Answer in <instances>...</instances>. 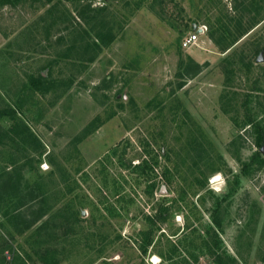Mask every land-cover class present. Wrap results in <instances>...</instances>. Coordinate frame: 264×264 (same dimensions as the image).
Here are the masks:
<instances>
[{
    "label": "rangeland",
    "instance_id": "rangeland-1",
    "mask_svg": "<svg viewBox=\"0 0 264 264\" xmlns=\"http://www.w3.org/2000/svg\"><path fill=\"white\" fill-rule=\"evenodd\" d=\"M261 134L264 0H0V264H263Z\"/></svg>",
    "mask_w": 264,
    "mask_h": 264
},
{
    "label": "trees",
    "instance_id": "trees-1",
    "mask_svg": "<svg viewBox=\"0 0 264 264\" xmlns=\"http://www.w3.org/2000/svg\"><path fill=\"white\" fill-rule=\"evenodd\" d=\"M7 2L9 1V0H6ZM104 34H106V35H104ZM104 34H100V33H98L96 36H97V41L99 42V44H95V46L97 47V48H101L102 46L103 47H105V46H107L109 43H111L112 42V40H113V35L112 34H110V31L109 32H107V33H104ZM238 37H240V36H238ZM210 38H213V36L212 35H210ZM33 85H35L36 86V83L35 84H33ZM7 114L6 113H3L1 116H6ZM7 116H9V115H7ZM264 136L261 134V135H258V138L256 139V145L258 146V147H260V143H261V141H262V138H263ZM146 162H143L142 163V165H138L137 166V169H139L140 170V172L141 173H145V170H146ZM154 184H152V185H149V194H151L152 195V192H153V190H154ZM155 217H156V215H155ZM164 218H162V220H163ZM38 220V219H37ZM36 220V221H37ZM35 220L34 221H32V223L33 222H36ZM31 225H30V223L28 224V225H26L23 229H26V228H28V227H30ZM22 229V230H23ZM264 264V263H263Z\"/></svg>",
    "mask_w": 264,
    "mask_h": 264
},
{
    "label": "built area",
    "instance_id": "built-area-1",
    "mask_svg": "<svg viewBox=\"0 0 264 264\" xmlns=\"http://www.w3.org/2000/svg\"><path fill=\"white\" fill-rule=\"evenodd\" d=\"M198 35L199 33L198 32H195L193 35H189L187 37H185L181 43V46L183 48H189L191 47L192 45H194L198 39Z\"/></svg>",
    "mask_w": 264,
    "mask_h": 264
},
{
    "label": "water",
    "instance_id": "water-1",
    "mask_svg": "<svg viewBox=\"0 0 264 264\" xmlns=\"http://www.w3.org/2000/svg\"><path fill=\"white\" fill-rule=\"evenodd\" d=\"M192 27H193V30H196L198 33H202V29H197V26L195 24H193ZM262 61H263V58H262V54L260 53L257 59V62H262ZM260 151H261V154L264 156V145L262 146Z\"/></svg>",
    "mask_w": 264,
    "mask_h": 264
},
{
    "label": "bare ground",
    "instance_id": "bare-ground-1",
    "mask_svg": "<svg viewBox=\"0 0 264 264\" xmlns=\"http://www.w3.org/2000/svg\"><path fill=\"white\" fill-rule=\"evenodd\" d=\"M217 177L215 176L214 178H212V180H211V183H214L215 181H217ZM155 259V258H154ZM154 261V260H153Z\"/></svg>",
    "mask_w": 264,
    "mask_h": 264
}]
</instances>
